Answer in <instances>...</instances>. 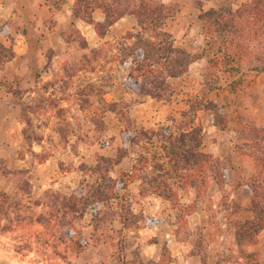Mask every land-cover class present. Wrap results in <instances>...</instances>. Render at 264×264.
I'll list each match as a JSON object with an SVG mask.
<instances>
[{"label": "rangeland", "instance_id": "rangeland-1", "mask_svg": "<svg viewBox=\"0 0 264 264\" xmlns=\"http://www.w3.org/2000/svg\"><path fill=\"white\" fill-rule=\"evenodd\" d=\"M74 1L7 0L0 5V43L16 53L0 65V192L21 196L27 181L35 199L52 192L69 195L80 184L83 170L99 157H115L132 130L167 126L174 120L176 134L186 131L184 122L192 115L181 120V113L189 105L199 106L194 124L202 128L204 151L227 167L225 185L219 190L212 186L209 195L203 185L199 195L188 188L171 202L143 190L147 184L141 179L130 182L121 190L129 228H122L120 209L113 201L99 227L94 228L88 216L78 222L85 239L80 251H65L63 246L56 250L43 240L17 252L16 235L3 229L7 212L1 211L0 264H233L226 259L236 243L232 232L253 216L244 183L254 172L249 156L251 129L264 126V23L248 16L235 18L233 33L225 27L230 16L220 23L205 17L210 10L226 6V0H160L171 11L164 30L175 46L198 58L182 77L168 80L166 99L140 101L128 85L122 87L128 64L102 61L93 73L79 70V46L67 45L61 35L75 23L89 48H96L137 29L135 18L122 17L101 38L93 25L72 16ZM229 1L233 8L249 2ZM93 16L99 22L104 19L100 9ZM53 30L61 33L62 49L50 36ZM51 49L56 55L45 68ZM119 102L132 104L129 113L124 105L112 111L110 104ZM210 103L220 109V120L205 107ZM23 106L30 108L24 115ZM136 156L131 152L111 175L119 179L120 170L130 169ZM183 204L195 208L181 220L177 208ZM257 243L245 239L241 247L233 248L259 252L263 264L264 230ZM59 251L63 255L58 256Z\"/></svg>", "mask_w": 264, "mask_h": 264}, {"label": "trees", "instance_id": "trees-1", "mask_svg": "<svg viewBox=\"0 0 264 264\" xmlns=\"http://www.w3.org/2000/svg\"><path fill=\"white\" fill-rule=\"evenodd\" d=\"M226 2V6L207 12V15L205 14L207 21L214 19L216 23H220L223 21L222 18L230 16V22H225V27L227 31L233 33L237 32L233 22L235 18L248 16L254 22L257 20L264 23V0H249L237 8H233L229 0ZM4 3L5 0H0L1 6ZM96 9L103 13L102 22L94 19L93 12ZM70 10L76 20L93 25L101 38H104L109 28L122 17L131 15L135 18L137 29L126 32L117 41L104 42L102 46L96 48H89L75 23L69 25L68 33L65 30L61 35L67 45L76 43L79 46L81 52L79 70L93 73L102 61L104 65L115 61L128 64L126 81L122 87L128 85L140 101L145 97L166 99L170 89L168 80L182 77L198 58L175 46L171 34L164 30L165 21L171 15V11L160 0H75ZM15 55L12 46L0 43V65L5 60L13 59ZM55 55L52 49L49 50L45 68H48ZM254 70L263 71L256 67ZM131 105L129 102L110 104L112 111H116V107H123L127 113ZM189 107L188 111L181 113V120L192 115L184 122L183 126L188 127L186 131L176 134L172 126L174 120L167 126L154 129L140 127L132 130L130 138L123 148L117 150L115 157H99L94 166L83 170L80 184L69 195L52 192L35 199L31 195V186L27 181L20 189L21 194L23 193L21 196L19 193L0 192V214L1 211L7 212L6 226H3V229L7 227L15 233L14 241L18 245L16 251L19 252L24 247L32 249L31 244L38 245L43 240L47 247L56 250L63 246L65 251L69 249L80 251L84 247L85 239L78 222L88 216L90 224H93L94 228L99 227L106 218L104 215L106 207L113 201H117L119 206L122 228H129V219L126 212L124 213L125 196L121 194V190L137 179L147 184L145 187L142 185L143 190H149L148 192L171 202L178 201L179 192L188 188H194L197 195L200 193L201 185L206 187L207 195L212 186L217 190L222 189L225 185L227 167L219 157L204 151L202 128L194 124L199 106ZM205 107L213 110L215 119L220 120V109L217 106L210 103ZM26 109L30 108L23 106V115ZM26 119L28 122L27 117ZM249 147L254 172L245 181L244 187L250 193V211L253 216L232 232V238L236 239V243L230 246L231 251L227 252L226 259H231L232 261L229 260L228 263L233 264H260L261 260L259 252L233 248L241 247L245 239L249 244L257 245L258 236L264 230V126H255L251 129ZM131 152L137 155L133 165L128 170L121 169L119 179L114 178L111 171ZM193 207L185 204L179 206L178 217L184 220V217L193 211ZM226 227L230 229V226ZM48 232L49 236L45 238ZM167 245L163 244L165 255L168 253ZM57 255L63 253L59 251ZM218 255L220 256V253Z\"/></svg>", "mask_w": 264, "mask_h": 264}, {"label": "crops", "instance_id": "crops-1", "mask_svg": "<svg viewBox=\"0 0 264 264\" xmlns=\"http://www.w3.org/2000/svg\"><path fill=\"white\" fill-rule=\"evenodd\" d=\"M5 1H7V0H5ZM17 1L21 2L22 0H17ZM40 8H41V6H40ZM41 9H42V11H45V10H46L44 7H42ZM67 9H69V8H67ZM47 11L49 12L48 8H47ZM59 12H60V11H57V16H58V13H59ZM54 15H55V14H54ZM55 16H56V15H55ZM122 19H123V18H121L120 20H122ZM120 20H119V21H120ZM119 21H117L115 24H118ZM112 27H114V25H112L111 28H112ZM60 34H61V33H60V31H58V30H53V31H51V33H50V36H52V37L54 38L55 43L58 44V45H57V46L59 47L58 49H62V46L60 47V44H59L60 41H61V40H60V39H61V35H60ZM54 40H53V41H54ZM49 46H50L51 48H53V49L55 48V44H51V43H50Z\"/></svg>", "mask_w": 264, "mask_h": 264}]
</instances>
